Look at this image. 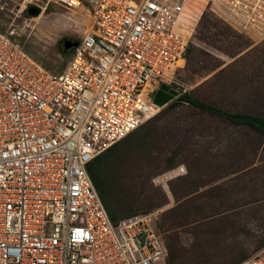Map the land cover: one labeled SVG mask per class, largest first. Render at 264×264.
<instances>
[{"label":"built area","instance_id":"built-area-1","mask_svg":"<svg viewBox=\"0 0 264 264\" xmlns=\"http://www.w3.org/2000/svg\"><path fill=\"white\" fill-rule=\"evenodd\" d=\"M18 12L78 10L88 27L61 72L0 31V264H167L157 215L112 222L88 172L158 107L206 4L264 39V0H14ZM236 264H264V246Z\"/></svg>","mask_w":264,"mask_h":264},{"label":"rangeland","instance_id":"rangeland-1","mask_svg":"<svg viewBox=\"0 0 264 264\" xmlns=\"http://www.w3.org/2000/svg\"><path fill=\"white\" fill-rule=\"evenodd\" d=\"M208 7L189 16L185 58L162 84L178 97L264 118V39L238 33ZM18 9L0 0V31L61 72L69 54L59 43H77L89 24L84 11ZM177 98L106 149L101 175L118 217L156 213L167 264H236L264 246V140Z\"/></svg>","mask_w":264,"mask_h":264},{"label":"trees","instance_id":"trees-1","mask_svg":"<svg viewBox=\"0 0 264 264\" xmlns=\"http://www.w3.org/2000/svg\"><path fill=\"white\" fill-rule=\"evenodd\" d=\"M177 100L181 102L189 103L195 108H199L209 113H213L217 116L223 117L229 120L233 124L247 126L253 129L255 132H257L259 136L264 140V118L262 117H258L248 113L223 111L221 109L214 108L210 105L200 102L199 100L192 98L185 93L181 94L177 98ZM107 154L108 152L107 150H105L103 153H101L96 158H94L93 161L88 166V172L95 186V189L103 202V205L105 207V210L109 218L111 219L112 222H116L122 217H118L116 215L115 213L116 211L114 210V206L112 204L111 196L109 194L105 181L101 175L102 174L101 165L103 163L102 161L105 155Z\"/></svg>","mask_w":264,"mask_h":264},{"label":"water","instance_id":"water-1","mask_svg":"<svg viewBox=\"0 0 264 264\" xmlns=\"http://www.w3.org/2000/svg\"><path fill=\"white\" fill-rule=\"evenodd\" d=\"M40 11L35 8H29L27 9V14L35 16L38 15ZM76 46V44H74ZM65 53V52H63ZM179 95V92L176 90L170 88L169 86L165 84H160L157 88L154 97H153V104H155L158 108L163 107L171 100L177 98Z\"/></svg>","mask_w":264,"mask_h":264},{"label":"flooded vegetation","instance_id":"flooded-vegetation-1","mask_svg":"<svg viewBox=\"0 0 264 264\" xmlns=\"http://www.w3.org/2000/svg\"><path fill=\"white\" fill-rule=\"evenodd\" d=\"M75 43H76V41L74 40V38H66L65 37L59 43L60 50L62 52H65V54H67L72 50Z\"/></svg>","mask_w":264,"mask_h":264},{"label":"bare ground","instance_id":"bare-ground-1","mask_svg":"<svg viewBox=\"0 0 264 264\" xmlns=\"http://www.w3.org/2000/svg\"><path fill=\"white\" fill-rule=\"evenodd\" d=\"M40 16H41V15H40ZM40 16L38 17V19H40V18H41ZM179 171H180V170H179ZM177 173H178V172H177ZM179 174H180V173H179ZM170 175H171V174H170Z\"/></svg>","mask_w":264,"mask_h":264},{"label":"crops","instance_id":"crops-1","mask_svg":"<svg viewBox=\"0 0 264 264\" xmlns=\"http://www.w3.org/2000/svg\"><path fill=\"white\" fill-rule=\"evenodd\" d=\"M65 54V53H64ZM67 62V61H66Z\"/></svg>","mask_w":264,"mask_h":264}]
</instances>
